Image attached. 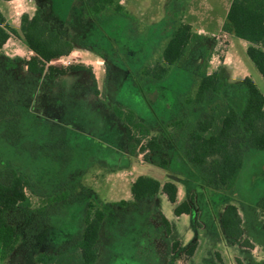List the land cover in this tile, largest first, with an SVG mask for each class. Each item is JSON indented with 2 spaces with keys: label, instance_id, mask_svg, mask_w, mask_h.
<instances>
[{
  "label": "rangeland",
  "instance_id": "rangeland-1",
  "mask_svg": "<svg viewBox=\"0 0 264 264\" xmlns=\"http://www.w3.org/2000/svg\"><path fill=\"white\" fill-rule=\"evenodd\" d=\"M40 2L9 4V20L20 30L0 49V178L6 179L8 170L15 169L31 181L26 203L11 216L22 237L13 263L42 264L36 262L39 253L59 252L74 244L91 202L110 217V226L103 232L102 264H264V209L260 206L264 150L247 151L244 168L230 190L191 183L196 202L189 216L177 218L173 204L161 195L141 204L136 212L130 210L125 220L122 215L130 208L115 204L130 194L132 177L148 171L144 165L170 157L171 143L161 123L177 117L183 96L194 97L198 92L201 48L206 45L217 57L210 71L223 60L232 37H225L217 22L232 0H114L97 17H90L86 7L97 0ZM118 5L122 12L117 11ZM37 9H42L52 31L73 44L70 53L48 62L42 74L28 70L27 61L35 53L20 26L22 15L32 16ZM181 22L191 23L204 39L193 45L164 80L143 78L142 69L162 60ZM245 54L264 92V77ZM51 66L57 69L52 71ZM151 91L155 96L149 99ZM232 91L209 98L208 104L195 105L192 120L204 118L212 107L230 99L242 112V89ZM114 105L135 109L150 125L152 135L165 141L166 152L148 153L149 160L140 149L131 155L125 126L113 112ZM177 164L187 168L172 159L170 165L180 173L184 167ZM61 195L66 198L60 200ZM229 204L237 206L242 218L240 239L227 238L222 228L221 215ZM157 207L186 240L184 246L176 244L178 251L166 250L164 231L150 223ZM116 225L122 233L111 238ZM163 229H167L165 223ZM157 244L163 250L156 254Z\"/></svg>",
  "mask_w": 264,
  "mask_h": 264
},
{
  "label": "trees",
  "instance_id": "trees-1",
  "mask_svg": "<svg viewBox=\"0 0 264 264\" xmlns=\"http://www.w3.org/2000/svg\"><path fill=\"white\" fill-rule=\"evenodd\" d=\"M112 3L114 0H97L94 5L86 3L88 15L97 17ZM116 9L122 12L120 5ZM21 30L30 49L35 53L27 61L28 70L32 73H44L48 62L70 53L73 49L70 40L52 31L48 21L43 18L42 9H37L32 16L24 13ZM223 30L250 42L247 54L264 77V0H232L223 23ZM12 33L17 34L18 29L7 22L0 9V49L7 43ZM203 39L202 34L193 30L192 24L181 22L164 48L162 60L144 67L142 77L164 80L171 73L172 67L183 61L193 45ZM201 49L203 54L200 56L202 66L198 71L200 77L198 92L194 97L183 96L181 98L183 109L177 117L168 124L161 123V128L172 148L169 151L170 157H164L159 165L167 168L172 159L177 160L178 163L182 162L187 166L185 168L180 164L190 176L206 187L230 190L235 186L244 168L247 151L264 150V93L249 76L233 83L218 71L209 73L208 64L213 53L206 45ZM49 68L52 71L57 69L52 66ZM232 88L242 89L245 102L242 112L230 99L212 107L204 118L192 120L191 112L195 105L208 104L209 98L221 96L228 91L229 95L233 92ZM154 96L155 91L148 95L149 99ZM113 112L125 126L131 155H137L140 151L145 152L149 160L148 153L166 152L165 141L158 135H152L150 125L140 119L135 109L125 110L114 105ZM30 182L27 175L20 174L15 169L8 170L6 179L0 178V259L8 258L21 242V233L11 216L21 204L26 203V191ZM160 191L175 204L176 215L192 212L195 204L194 194L188 200L179 203L176 183L167 181L162 184L158 179L148 175H140L133 182L131 186L133 201L123 199L115 204L128 207L133 202L153 198ZM65 198L66 195H63L59 199ZM260 206L264 209V195ZM106 216L105 209L90 202L84 217L83 231L75 243L59 252H41L36 256V262L96 264L99 257L98 242ZM163 222L170 233L167 218L163 217ZM221 224L227 238L240 239L244 235L242 218L235 204L226 206L221 215ZM176 244L178 242H174V249ZM194 249L192 246L188 251L192 253Z\"/></svg>",
  "mask_w": 264,
  "mask_h": 264
},
{
  "label": "crops",
  "instance_id": "crops-1",
  "mask_svg": "<svg viewBox=\"0 0 264 264\" xmlns=\"http://www.w3.org/2000/svg\"><path fill=\"white\" fill-rule=\"evenodd\" d=\"M13 1H15V0H0V9L3 12L7 22L12 27H13V25H12L11 21L9 20V18H11V15H9V10L8 9H9V4L11 2H13ZM32 1L33 0H29V2H32ZM40 1L41 0H37V3L42 4ZM230 5H231V2L229 4V6H228L229 8H230ZM227 13H228V10L226 11V15H227ZM226 15L221 19L220 22H217L219 24L220 28L223 27V23L225 21ZM8 16H10V17H8ZM229 36L232 37V38L230 39V42H229V45H228V49L225 52L224 58H223V60H218L219 62H217V64L214 65V70H212V71H210V69H209V68H211L210 64L213 65V62H215L217 60L216 59L217 57L214 56V54H213V57H211V59L209 60V62H210L208 64L209 73L214 72V71H218V72L222 73L223 76L229 82H235V83L239 82V81L243 80L245 77L249 76L255 81V83L258 86V83L256 82V80H255V78H254V76H253V74L251 72V67H250V63L248 61V58L246 57V54H245V53H247V49H248V47L250 45V42L245 40V39H242V38H239L237 36H234L232 34H229ZM178 166H180V165H178ZM144 168H146V170H148V171L140 172L135 177H132L131 184H130V194L126 195L123 198L115 200L116 202H119V201H121L123 199L124 200H128V201H133V195H132V192H131V186H132L133 182L137 179V177L140 176V175L152 176V177L158 179L162 184H164L167 181H173L174 183L177 184V187H178V202L179 203L184 201V200H188L192 194L195 195V202H196V192L195 191L192 192L194 188H190L189 186H190L191 183L195 186L197 180H196V178L190 176L185 171V169H183V171L186 174L184 172H182V171H181L182 173H180V171H179L177 166L169 165L167 168H165V167H161L159 165V162H157L156 164H155V162H153V163L149 162L148 167L144 165ZM185 185H188V187H186ZM183 189H185L187 191H186L185 194L181 195L182 194L181 192H182ZM160 195L167 197V195L163 191H160L153 198L144 199V200H141V201H138V202H133L130 206H128L130 208L128 211L130 212V210H131V212H136L137 208L141 204H144L145 202H148V201L154 202L158 198H160ZM167 199H168V197H167ZM172 204L174 206V213H175V204L174 203H172ZM129 212L122 215L124 220L125 219H129L128 215L131 214V212L130 213ZM193 212H195L194 205H193V209H192L191 213H189V214L184 213V214H181L179 216L176 215V214L175 215H176L177 218H180L181 216H189ZM158 216H160V217H158ZM163 217L167 218V220L170 223V229H171L170 233L167 231V229H165V230L163 229V223H164L163 222ZM109 218L110 217L106 216V219H105V221L103 222V225H102V229H101V233H100V239H99V242H98V255H99V257H98V261H97L96 264H102L103 263V253L101 252V245H102L103 232L105 230V227H106L107 224L110 226ZM152 219H154V221H152ZM152 222H154V224H156L157 227L160 226V228H162V232L164 231V234H165V237H166V244H167L165 246L166 250L171 251L172 253L175 252V251H178L177 249H174V242H179V244L181 243V245H183V246L186 244L185 238H183L180 235V233H178V230L176 229L175 224L173 223V221H171V218H169L158 207H157L155 215H153V218H151V222L150 223H152ZM117 225H119V224H117ZM117 225H116V227L112 226V230L111 231H113L114 234H111V236H110L111 238L114 237L116 232H121L122 233L121 227H119ZM82 231H83V229H82ZM189 237L190 236H188V238ZM162 250H163L162 246L158 245V246L155 247V253L156 254L159 251H162ZM14 254H16V250L8 258L0 259V261H2V264H14L13 261L11 260L12 256H14ZM42 264H44V263H42Z\"/></svg>",
  "mask_w": 264,
  "mask_h": 264
},
{
  "label": "built area",
  "instance_id": "built-area-1",
  "mask_svg": "<svg viewBox=\"0 0 264 264\" xmlns=\"http://www.w3.org/2000/svg\"><path fill=\"white\" fill-rule=\"evenodd\" d=\"M225 32V31H224ZM230 33L225 32L224 36L227 37Z\"/></svg>",
  "mask_w": 264,
  "mask_h": 264
}]
</instances>
